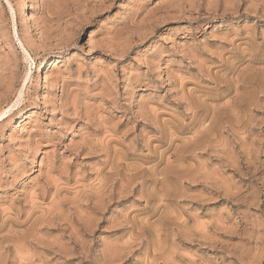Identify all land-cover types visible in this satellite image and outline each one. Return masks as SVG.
I'll list each match as a JSON object with an SVG mask.
<instances>
[{"label": "rangeland", "instance_id": "obj_1", "mask_svg": "<svg viewBox=\"0 0 264 264\" xmlns=\"http://www.w3.org/2000/svg\"><path fill=\"white\" fill-rule=\"evenodd\" d=\"M0 264H264V0H0Z\"/></svg>", "mask_w": 264, "mask_h": 264}, {"label": "bare ground", "instance_id": "obj_2", "mask_svg": "<svg viewBox=\"0 0 264 264\" xmlns=\"http://www.w3.org/2000/svg\"><path fill=\"white\" fill-rule=\"evenodd\" d=\"M30 4L29 3H27L24 7H22L21 8V15L22 16H24L25 17V24L26 25H31L34 29H35V31H36V34L38 35V37H41V38H44V39H46L47 38V36L43 33V31H41L38 27H37V25L34 23V20H33V17H32V14H31V11H30ZM88 43L90 44V45H92L93 47H96V44L91 40V38H90V40H88ZM23 46V45H22ZM24 51H26L27 53H28V48L26 47V46H24ZM30 52V51H29ZM28 54H30V53H28ZM27 54V55H28ZM31 55V54H30ZM5 113V112H4ZM2 116L3 115H5V114H1Z\"/></svg>", "mask_w": 264, "mask_h": 264}]
</instances>
